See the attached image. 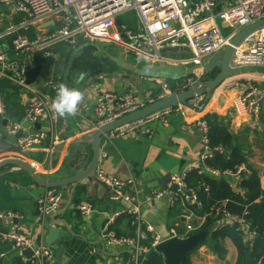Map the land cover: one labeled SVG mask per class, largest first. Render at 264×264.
<instances>
[{
	"label": "crops",
	"instance_id": "obj_1",
	"mask_svg": "<svg viewBox=\"0 0 264 264\" xmlns=\"http://www.w3.org/2000/svg\"><path fill=\"white\" fill-rule=\"evenodd\" d=\"M18 16L13 7H0V33L8 27L17 25L21 21L17 19ZM37 33L38 30L32 28L28 32L21 33V35L30 36L29 39H32ZM9 40L11 39L9 38ZM89 44H91L90 54L84 55V51L79 53L75 57L67 76L65 73L70 55L59 52V49H65L66 53L69 52V48H66L65 45L55 47L51 51L53 57L50 59H43L41 55L34 53L28 58L31 67L40 66L39 75L34 83L35 86H39L42 81L50 77H61L62 83L83 92L84 100L79 105L74 117H60L52 109L47 118L38 123L39 128L36 125L32 126L24 120L28 95L9 81L0 80V98L3 99L6 106L7 120L20 124L24 133L40 130L47 132L49 137L44 147H35L20 153L16 148L15 137L6 131L7 120L0 119V161L5 159L22 160L35 167L37 173L45 179L57 181L61 178L59 171L65 152L61 151L56 161L57 154L54 151L64 142L68 143L92 133L94 130L93 110L97 95L105 92L123 95L131 91L139 101L144 102L148 97L156 99L162 92L171 93L178 83V81H168L155 77L144 78L138 73L124 71L112 62L115 53L104 52L97 43L91 42ZM98 44L121 49L125 59L134 61L136 65L142 62L135 61V58L124 49L123 44ZM81 46L76 47V49ZM182 55L188 56L186 53ZM142 63V68L145 69L154 65L153 63ZM81 73H84L83 80L79 79ZM235 81L252 83L257 90L256 99L259 98L258 93L264 92V74L262 73H244L228 78L213 91L208 101L204 102L203 100L204 111L201 113L192 111L174 113L168 117L166 123L156 121L147 123L111 142L102 138L98 169L118 180H132L134 191L138 193L141 200L145 195H150L152 192L163 191L161 181H166L169 178L165 186L167 188L172 177L178 176L180 173L186 175L195 162L200 159L203 154V147L196 123L209 116L214 122L228 129L234 138L233 145L240 147L245 163L240 167L237 174L206 175L212 177L216 182H225L231 193L243 197L246 193L241 184L243 180L254 174L259 180L260 189V197L256 203L264 202V98H261L249 113L246 109L235 113L233 101L240 94L237 88L230 87V84ZM132 189H129L130 192ZM46 190L36 185L27 173L16 170L0 179V212L9 211L15 214L17 218L14 223L19 228V233L34 244L40 237V247L42 248H46L47 231L43 229L39 217L34 216V214L37 201ZM61 191L64 198L55 220L65 221L69 229L75 234L80 233L81 228V232L90 241L105 243L103 232L108 217H113V215L123 211V206L118 204L117 207H112L107 198L101 199L105 193L100 186L95 187V195L100 200L91 197L87 199L83 195H74L69 206L67 205L71 188ZM204 191L208 194V190ZM213 202L219 204L228 201L218 202L216 198ZM84 205L92 207L94 213L81 216L79 208ZM200 212L201 209L196 208L194 204L184 202L182 199L171 206L169 194L144 203L140 213L144 226L151 230L146 246L151 247L154 239H157L159 243L171 238L186 239L205 230L207 231L206 240L188 254L187 264H236L237 250L231 241L225 239L219 242L225 250L221 256L218 253L220 247L216 245L212 237L215 231L233 224L224 220L205 218L206 213L202 215ZM190 214L192 217L187 220L186 217H189ZM208 220H211L210 223ZM54 227L59 228L63 236H68L59 222H56ZM238 228L243 233L244 241L251 246L254 233L249 230L247 225H238ZM110 230L117 236L134 235L130 220L123 215L114 219ZM0 231L6 233L7 226L0 223ZM73 245L69 252H61L57 256L55 255L52 264H77L79 257L76 254L82 248L76 240H73ZM95 249L100 251L101 247L96 246ZM105 252L110 257H104V254L99 255L104 260V264H130L128 251L121 247H111L105 244ZM24 259L26 258L21 252L12 250L9 242L0 238V264H24ZM94 262V264H100L95 259Z\"/></svg>",
	"mask_w": 264,
	"mask_h": 264
},
{
	"label": "built area",
	"instance_id": "obj_2",
	"mask_svg": "<svg viewBox=\"0 0 264 264\" xmlns=\"http://www.w3.org/2000/svg\"><path fill=\"white\" fill-rule=\"evenodd\" d=\"M0 7H13L15 13L22 16L17 25L8 27L0 33V80L9 81L28 95L24 120L32 126L46 119L48 113H51L57 88L62 83L61 77H50L39 86L26 85L23 62L33 56V53L41 55L43 59H50L53 57L51 51L59 45L76 48L81 42L112 44L116 42L110 38L116 37L117 41H120L119 44H123L124 49L135 60L184 69L185 77L178 81L173 91L162 92L156 99L148 97L141 102L131 91L123 95L113 92L97 95L93 110L94 130L202 83L207 74L205 70L207 63L221 55L244 28L264 20V0H0ZM128 12L135 14L131 23L120 20V16ZM48 22L53 23V26L41 30V25ZM32 28L38 30L34 38L28 39L21 35ZM49 28L52 29L47 30ZM224 30L228 32L226 36L222 34ZM184 53L188 54V57L180 58ZM243 67H264V27L249 33L234 48L230 68ZM189 69L193 71L190 75L187 74ZM230 87L240 91L239 96L233 101L235 113L242 109L249 113L254 105L264 98V92L258 93L259 98H255L257 90L248 81H235ZM188 111L203 112V98L188 101L185 105L164 108L115 129L105 134L103 138L111 142L131 133L139 126L154 121L166 123L171 114ZM0 119L7 120L6 106L2 98ZM196 127L203 154L191 169H196L198 175L228 174L229 172L220 173L205 165L206 160L213 154L208 143L209 125L205 120H201L196 123ZM6 131L15 137L16 148L20 153L35 147H44L49 140L47 132L39 130L24 133L20 124L9 120L6 122ZM185 176L183 174L172 177L165 190L152 192L141 200L134 191L132 180H118L97 168L95 177L108 189L107 201L123 206V211L108 217L103 232L105 244L127 250L130 264H142L150 251L159 244L157 239H154L151 247L146 246L151 230L144 226L140 213L144 203L169 194L171 206L182 199L202 209L194 192L186 188ZM174 185L178 189L175 192L170 191ZM183 187L191 193L190 196L182 191ZM202 187L208 190L207 186ZM130 188H133L131 192ZM63 198V192L59 189L46 190L37 201L39 220L43 222L57 213ZM226 205V202L215 204L204 217L245 225L246 210L238 217L231 214ZM92 213L94 211L88 205L79 208V214L83 217ZM121 215L130 220V225L134 229L133 236H116L110 230L114 219ZM191 217L190 214L186 219L190 220ZM16 218L12 212H0V223L7 226L6 233L0 231V238L9 242L12 250L21 253L26 250L32 251V256L24 259V264H52L53 255L47 248L34 247L30 239L19 233V228L14 223Z\"/></svg>",
	"mask_w": 264,
	"mask_h": 264
},
{
	"label": "water",
	"instance_id": "obj_3",
	"mask_svg": "<svg viewBox=\"0 0 264 264\" xmlns=\"http://www.w3.org/2000/svg\"><path fill=\"white\" fill-rule=\"evenodd\" d=\"M22 18L21 15L17 17L20 21ZM57 26L59 24H56ZM53 26V23H43L41 25L42 29ZM264 27V20L258 21L246 28H244L230 43L228 47L225 48L223 53L214 59H212L206 65L207 74L217 72L214 78L210 80H205L197 85H194L185 92L170 95L169 97L156 101L155 103L134 112L122 119L107 123L93 130L89 135L82 136L79 139H74L68 143H63L56 147L55 153L56 161L58 160L59 153L64 151V157L61 164L59 174L61 178L57 181H50L42 177L37 173L35 167L30 166L26 162L19 159H5L0 161V179L13 170L27 173L32 181L44 188V189H66L71 188L68 205L71 203L74 195H83V197L89 199L94 198L100 200L95 195V187L100 186L103 188L104 195L101 199L107 198L108 189L95 177V171L98 168L100 151H101V139L103 136L115 129L121 128L128 124L134 123L140 119H143L159 110L164 108L174 107L177 105H185L188 101L203 98L204 102L208 101L213 91H215L219 86H221L224 81L228 78L241 75L244 73H262L264 74V67H243L239 69L230 68V63L234 54V48H236L242 40L252 31L257 28ZM91 46V44L86 43L83 46L77 48L75 54L70 59L65 75L67 76L70 71L76 54L79 51H82L84 48ZM112 62L123 69L124 71L135 72L141 75L144 78H158L168 81H179L185 77V71L182 67H170L164 65H153L149 69L142 68L143 63H136L130 59H125L124 53L121 49L115 50V56L112 58ZM24 76L26 79V85H32L37 80V77L40 72V66L31 67L28 60H24ZM192 69L187 71V74H192ZM36 127L39 128L40 125L36 124ZM218 151L214 152L217 154ZM182 173L179 174L181 176ZM169 178L165 181H161L162 189H166V184ZM178 189L176 185L170 188V191L175 192ZM183 192H186L189 196L191 193L187 191L186 188H182ZM118 204H111L112 207H117ZM196 207V206H195ZM55 213L48 220L40 221L43 229L47 231L45 237V247L52 253L55 260V255L61 252H69V249L73 248V240H76L80 243L82 248L77 252L76 256L79 257V262L77 264H94V259L100 264H104V260L99 256L104 254V257H110L109 254L105 252V243L102 241H90L89 238L81 232L75 234L73 233L68 224L63 220H55ZM34 216L39 217V206L36 205V212ZM56 222H59L60 225L64 228L65 232L68 234L67 237L61 234V230L56 226ZM234 229L238 228V224H233ZM207 237V231L203 230L197 234H194L186 239H177L171 238L162 243H159L155 247V251L159 253L164 260V264H187V256L190 252L194 251L200 244H202ZM96 246H100L101 250H96ZM34 247H40V237L37 238ZM74 249H76L74 247ZM95 249V251H94ZM218 250V248H216ZM74 251V250H72ZM77 251V250H76ZM23 257L30 258L32 256L31 250H26L22 252ZM245 261L247 262L250 258V250L245 252ZM91 260V261H90ZM93 261V262H92Z\"/></svg>",
	"mask_w": 264,
	"mask_h": 264
},
{
	"label": "trees",
	"instance_id": "obj_4",
	"mask_svg": "<svg viewBox=\"0 0 264 264\" xmlns=\"http://www.w3.org/2000/svg\"><path fill=\"white\" fill-rule=\"evenodd\" d=\"M83 51L85 54L91 52V46L84 48ZM216 74L217 72L206 74L204 79H208V77L212 79ZM204 120L209 125L208 143L210 150L213 152L212 157L206 160L205 165L220 173L237 174L240 167L245 163L240 147L233 145L234 138L227 128L217 124L209 116L205 117ZM216 151L218 153L214 154ZM184 182L186 188L194 192L196 199L202 205L200 212L202 215L207 214L210 208L215 205L216 202L213 201L216 198L218 202L227 200L226 209L235 216H242L244 210L247 212L244 219L245 225L254 233L252 245L249 246L244 241L243 233L239 228L233 229L232 226H227L215 231L212 236L216 245L220 247L219 255L222 256L225 253L219 242L229 239L237 250L236 264H264V202L256 203L260 197L257 176L253 174L243 180L241 187L246 193L243 197L231 193L225 182H216L206 174L198 175L196 169H191L186 173ZM202 185L209 187L208 194L204 191ZM210 221L208 220L209 223ZM247 250H250L251 255L246 262L244 254ZM142 264H163V259L159 253L151 250Z\"/></svg>",
	"mask_w": 264,
	"mask_h": 264
},
{
	"label": "clouds",
	"instance_id": "obj_5",
	"mask_svg": "<svg viewBox=\"0 0 264 264\" xmlns=\"http://www.w3.org/2000/svg\"><path fill=\"white\" fill-rule=\"evenodd\" d=\"M79 79H84V73L79 75ZM83 100L84 94L81 90L70 88L61 83L57 88L56 98L53 100L51 107L60 117H74Z\"/></svg>",
	"mask_w": 264,
	"mask_h": 264
},
{
	"label": "rangeland",
	"instance_id": "obj_6",
	"mask_svg": "<svg viewBox=\"0 0 264 264\" xmlns=\"http://www.w3.org/2000/svg\"><path fill=\"white\" fill-rule=\"evenodd\" d=\"M134 18H135V14L133 13V12H128V13H126V14H124V15H122V16H120V20L121 21H124V22H127V23H131V21L133 20L134 21ZM224 36H226L227 34H228V32H227V30H224L223 31V33H222ZM29 38H31L30 36H28V39ZM120 41L118 40L116 43H119ZM84 43H79V46H81V45H83ZM63 45V44H62ZM97 45H99L100 46V48L104 51V52H107V53H115V48L113 47V46H109V45H105V44H98L97 43ZM65 47L66 48H69V52H67L66 53V50L65 49H59V52L60 53H62V54H68V55H70V58H72L73 57V55L75 54V51H77V49L76 48H74V47H70V46H67V45H65ZM79 49V48H78ZM118 49V48H117ZM122 51V50H121ZM81 52H83V50L82 51H79L77 54H76V56L79 54V53H81ZM123 52V51H122ZM124 53V52H123ZM87 54H90V52L89 53H86V54H84V55H87ZM64 55V56H65ZM130 56V55H129ZM188 56H181L180 58H182V59H185V58H187ZM70 58H69V60H70ZM136 61V60H135ZM206 81L207 80H210V78L208 77V79H205Z\"/></svg>",
	"mask_w": 264,
	"mask_h": 264
},
{
	"label": "bare ground",
	"instance_id": "obj_7",
	"mask_svg": "<svg viewBox=\"0 0 264 264\" xmlns=\"http://www.w3.org/2000/svg\"><path fill=\"white\" fill-rule=\"evenodd\" d=\"M111 40H114V41H116V42H117V38H116V37H114V39H113V38H111Z\"/></svg>",
	"mask_w": 264,
	"mask_h": 264
}]
</instances>
